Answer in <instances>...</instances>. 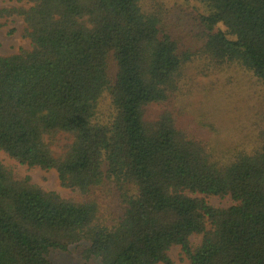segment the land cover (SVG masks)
<instances>
[{"label": "trees", "instance_id": "trees-1", "mask_svg": "<svg viewBox=\"0 0 264 264\" xmlns=\"http://www.w3.org/2000/svg\"><path fill=\"white\" fill-rule=\"evenodd\" d=\"M24 1L0 9V28L21 17L30 41L0 56V150L78 198L0 165V264H54L72 247L84 263L173 264L180 247L188 264H264V131L260 148L219 156L169 105L191 65L264 84V0H185L201 10L197 49L166 30L168 0Z\"/></svg>", "mask_w": 264, "mask_h": 264}, {"label": "rangeland", "instance_id": "rangeland-1", "mask_svg": "<svg viewBox=\"0 0 264 264\" xmlns=\"http://www.w3.org/2000/svg\"><path fill=\"white\" fill-rule=\"evenodd\" d=\"M167 13L163 19L166 30L184 49H197L203 43L199 13L185 0H168ZM194 6V5H193ZM28 8L24 0H0V9ZM0 28V56H11L20 49H29L30 41L25 37L26 25L15 16ZM183 90L170 102L183 114L180 124L192 134L210 144L219 156L236 148L248 151L260 148L264 131V84L251 72L238 65L224 66L209 75L201 74L197 64L185 69L182 77ZM163 112L161 106H150L148 117L153 120ZM58 150V149H57ZM0 165L13 173L17 179L29 178L34 185L47 192H55L63 199L78 198L64 189L55 171H43L21 165L0 150ZM198 198L203 196L197 195ZM215 208L234 205L230 197H207ZM202 236H193V247L200 245ZM81 249L72 247L70 253H52L54 264H99L96 260L84 263ZM173 264H188L180 247L169 250Z\"/></svg>", "mask_w": 264, "mask_h": 264}]
</instances>
